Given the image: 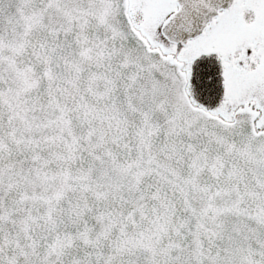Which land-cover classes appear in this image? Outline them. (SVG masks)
<instances>
[{
  "label": "snow or ice",
  "instance_id": "1",
  "mask_svg": "<svg viewBox=\"0 0 264 264\" xmlns=\"http://www.w3.org/2000/svg\"><path fill=\"white\" fill-rule=\"evenodd\" d=\"M0 264H264V0H0Z\"/></svg>",
  "mask_w": 264,
  "mask_h": 264
}]
</instances>
